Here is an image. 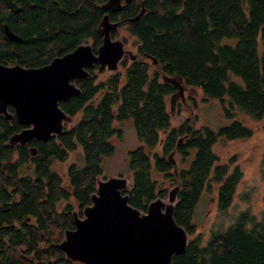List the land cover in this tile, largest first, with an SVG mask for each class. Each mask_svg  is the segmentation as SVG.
I'll return each instance as SVG.
<instances>
[{"label": "trees", "instance_id": "trees-1", "mask_svg": "<svg viewBox=\"0 0 264 264\" xmlns=\"http://www.w3.org/2000/svg\"><path fill=\"white\" fill-rule=\"evenodd\" d=\"M106 2L0 0V64L41 68L82 44L96 54ZM109 18L119 23L113 40L125 31L134 40L137 58L125 55L121 71L103 80L99 74L104 72L94 65L88 79L75 81L80 95L59 104L77 118L73 125L64 124L49 141L11 146L9 138L24 126L0 116V264H80L56 245L74 230L73 213L83 218L91 205L101 161L114 153L110 140L122 138L115 121L131 120L141 143L128 152L131 183L123 191L133 208L145 213L155 200L168 198L156 178L161 176L171 189L179 187L173 217L191 236L203 195L215 194L220 211L233 203L242 172L234 159L222 160L213 148L220 139L252 138V129L236 119L235 107L254 120L264 118V0H132ZM3 25L21 42L8 41ZM120 40L125 46L126 40ZM164 78L181 79L185 88L217 100L227 124L217 131L194 129L186 119L172 128L166 98L176 89ZM186 102L191 112L197 109L193 95ZM8 111L13 113L11 107ZM79 149L84 165L70 164L63 180L52 169L54 163H65ZM170 155H177L179 163L173 158L176 163H170ZM236 220L226 231L212 232L206 243L200 235L187 241L185 252L171 264H264V218L258 222L241 213Z\"/></svg>", "mask_w": 264, "mask_h": 264}, {"label": "water", "instance_id": "water-1", "mask_svg": "<svg viewBox=\"0 0 264 264\" xmlns=\"http://www.w3.org/2000/svg\"><path fill=\"white\" fill-rule=\"evenodd\" d=\"M131 1L107 0L101 6L105 13L98 25L102 44L96 54L91 45L82 44L41 68L0 64V116L7 121L15 118L24 126L21 132L9 138V145L24 147L32 140L46 142L60 135L71 117L59 104L80 95L75 81L88 79V70L94 65L98 66V71L114 73L125 55L131 61L137 58L125 50L119 38L113 40L111 35L118 30L119 23L109 18V14L120 12L123 5ZM143 13L142 9L140 14ZM138 16L133 20H138ZM4 34L8 41L21 42L7 26ZM143 57L157 65L155 59ZM163 82L176 89L170 99L172 114L178 98L184 101L185 86L181 79L164 78ZM9 107L13 113L8 111ZM30 150L35 156L37 150ZM171 156L169 162L174 165ZM127 189L128 182L123 177L99 180L96 193L91 196V205L83 210V218L73 213L75 228L64 233L56 249L68 260L80 264H171L174 256L183 254L187 233L173 217L179 187L169 191L167 203L157 199L145 213L129 204L128 195L123 194Z\"/></svg>", "mask_w": 264, "mask_h": 264}, {"label": "rangeland", "instance_id": "rangeland-1", "mask_svg": "<svg viewBox=\"0 0 264 264\" xmlns=\"http://www.w3.org/2000/svg\"><path fill=\"white\" fill-rule=\"evenodd\" d=\"M118 37L126 40L125 50L134 55L133 38L125 31H119ZM226 42L234 45L235 40H226ZM118 71H121V69L118 68ZM100 72H104L99 74L101 80L112 73L106 70ZM191 95L195 97L197 102V109L194 108L192 112L186 102L187 97ZM183 98V102H181L180 97L178 98L170 116L172 128L180 125L186 119L190 120L194 129L208 127L217 131L227 124L217 100L208 99L201 91L191 88H185ZM170 99L171 96L166 98V107L169 112L171 110ZM235 111L237 112L236 119L245 121L246 126L252 129V138L247 141L233 142L220 139L213 148L214 153L220 156L222 160L234 159V165L238 166L242 172V178L237 186L233 203L226 211H220L216 206L215 194L203 195L195 209L192 220V223L196 226V232L194 235H187L188 241L200 235L202 241L206 243L212 232L226 231L234 225L241 213L252 215L258 222L264 218V118L254 120L242 113L238 107H235ZM76 119H71L69 123L65 124H68L67 127H69V125L76 122ZM114 127L122 131V138L113 137L110 140L114 146V153L102 159V176L99 180L123 177L127 180L129 188L131 177L128 166V152L140 147L141 143L136 138L131 120L122 123L115 121ZM171 158L177 160V163L180 161L177 155L171 156ZM70 164H76L79 167L84 165V156L80 149L70 154L65 163H54L52 169L65 180L66 169ZM156 178L161 182V188L166 191L171 190V185L160 180L161 176ZM163 202L167 203V199ZM250 226L249 224L248 228ZM62 238L64 239V236Z\"/></svg>", "mask_w": 264, "mask_h": 264}, {"label": "flooded vegetation", "instance_id": "flooded-vegetation-1", "mask_svg": "<svg viewBox=\"0 0 264 264\" xmlns=\"http://www.w3.org/2000/svg\"><path fill=\"white\" fill-rule=\"evenodd\" d=\"M4 27H5V25H3V34H4ZM4 36H5V34H4ZM6 38V37H5ZM14 66V65H13ZM20 66V65H19Z\"/></svg>", "mask_w": 264, "mask_h": 264}]
</instances>
